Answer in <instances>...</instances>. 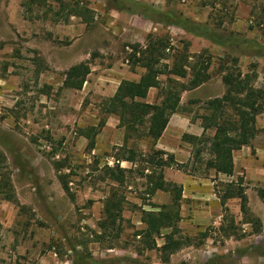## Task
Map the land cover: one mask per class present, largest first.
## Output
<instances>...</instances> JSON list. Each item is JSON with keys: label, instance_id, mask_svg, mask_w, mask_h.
<instances>
[{"label": "rangeland", "instance_id": "374dc122", "mask_svg": "<svg viewBox=\"0 0 264 264\" xmlns=\"http://www.w3.org/2000/svg\"><path fill=\"white\" fill-rule=\"evenodd\" d=\"M75 1L91 10L86 25L66 17ZM135 1L138 10L147 5L159 13L180 14L207 23L219 37L264 46V34L252 17L259 12V1L219 0L214 7L202 5V0ZM111 8L109 0H45L34 5L28 0H0V151L5 156L0 174L10 178L14 194L13 202L0 197V264H69L72 248L87 250L95 258L135 256L132 234L143 228L139 209L149 210L148 204H153L144 194L146 180L137 171L138 165L121 187L100 180L101 169L107 162L112 165L110 156L124 138L123 130L100 111L106 99L100 92L106 83L103 77L117 74L110 68L121 67L118 63L127 57L124 30L119 26L123 23L108 15ZM108 18L117 20L115 25H109ZM174 32L175 43L190 44L191 54L201 55L204 64H209L211 84L226 72L250 77L253 90L259 92L256 126L263 128L264 58L253 54L256 49L238 41L215 49L207 40ZM111 43L117 45L111 49ZM85 62L91 75L82 89H65L64 73ZM222 88L225 93L223 83ZM219 89L214 84L199 92L206 95ZM199 109L194 116L203 114ZM100 122L110 125L103 131L98 128L95 147L87 150V140L79 134ZM130 146L145 152L151 142L129 141ZM202 158L207 159L205 152ZM198 173L204 174L203 165ZM62 176L67 192L61 187ZM113 189L123 197L121 218L100 244L93 239L94 234H101L102 198ZM258 200L264 204L256 191L251 207L247 205L248 216L225 208L223 225L233 218V240L219 231L221 223L194 229L184 220L179 222L181 232L175 238L182 239V246L170 256L169 264H264V206ZM156 243L160 248L163 239ZM159 257V251H144L140 259L160 264Z\"/></svg>", "mask_w": 264, "mask_h": 264}, {"label": "trees", "instance_id": "16d2710c", "mask_svg": "<svg viewBox=\"0 0 264 264\" xmlns=\"http://www.w3.org/2000/svg\"><path fill=\"white\" fill-rule=\"evenodd\" d=\"M45 0H28L29 5L41 4ZM122 1V2H120ZM109 0L112 8L118 12L139 15L153 23L163 26L176 27L188 35L202 38L212 44L225 47L228 41H238L241 44L250 45L254 48V55L264 58V46L250 42L246 39H234L232 36L219 37L216 32L209 27L207 23H196L182 15H170L153 11L149 6H143L138 10L139 3L135 0ZM202 5L208 4L214 7L219 0H202ZM223 1V0H222ZM258 2V14L252 15L255 21V27H260L264 34V0H249ZM253 13V12H252ZM91 10L83 5L82 2L75 1L67 11V16H75L87 24ZM169 42L164 38H155L147 40L144 47L140 45L132 46L133 54L130 56L132 63L139 64L145 72L139 80L121 81L115 94L111 98H106L101 103L100 111L105 116H116L118 118V127L124 132L122 145L117 149L113 158V166L105 164L103 166L100 180L109 181L118 187L124 185L128 175L137 167L141 177L145 178L144 194L149 198L156 191L169 193L171 200L167 204L157 205L148 204L149 210L140 207V223L143 228L136 230L132 234L135 246V256H118L95 258L87 250L77 252L71 249L73 256L69 259V264H151L147 261L142 262L140 257L144 251H159V263L169 264L170 256L174 251L182 246L181 238H175L180 234L178 227L181 221L180 200L182 188L174 183L166 182L163 177L165 168L173 167L189 175L197 174L199 166L203 165L206 172L212 170L215 174L232 175L233 173V152L240 150L244 146H249L254 138L264 129L259 130L256 126V118L260 113V107L257 105L259 92L253 90L251 79L248 75L229 74L226 72L222 77V83L227 87L226 92L221 98H213L203 103L204 113L199 116L202 120L203 129H212L213 136L201 137L183 136L184 141L192 144V158L186 164H178L171 155L163 151L150 149L147 152H138L133 146L128 147V142L149 141L153 144L163 133L169 117L179 108L180 94L188 89H194L209 77L207 74L208 63L204 64L202 57L198 54L190 56L187 46L181 50H176L172 67L168 69L166 64H161L166 49H169ZM236 45L235 47H237ZM1 49V45H0ZM136 54L139 56L137 57ZM192 60L189 61V58ZM189 69L191 80L188 85L179 83L170 78L173 75L179 79L187 77ZM91 69L89 63H80L71 66L65 73L62 86L67 90L79 91L82 89ZM166 75L164 86H161L160 75ZM168 75V76H167ZM235 76V77H234ZM151 88L159 89L161 101L159 103H147L145 99ZM104 126L100 122L96 127L86 128L80 133V137L87 140V150H93L95 147V136L99 129ZM99 128V129H98ZM207 155L204 160L202 155ZM126 161L132 164V168H121L119 162ZM5 162V156L0 151V166ZM136 171V170H135ZM147 171L146 174L144 172ZM61 187L67 192L68 186L65 176L59 178ZM222 185L223 194L220 195V203L224 208L226 199L237 198L240 200V212L243 216H248L247 197L241 187V180L236 183H225ZM5 200L14 201L12 186L7 181V177L0 176V197ZM259 198L264 202V191L258 192ZM123 197L119 195L117 189H113L110 195L105 199L103 207L104 218L99 222L98 228L100 235L94 234L93 241L102 243L105 240V234L108 230L112 231L121 218ZM227 219V218H226ZM223 218L220 226V232L226 234V237L235 236L233 227V218H228L229 224H224ZM258 224V221H256ZM259 226V225H258ZM163 232H165L163 234ZM139 237V238H138ZM138 238V240H136ZM162 238L163 244L157 247L156 239ZM112 249V248H109Z\"/></svg>", "mask_w": 264, "mask_h": 264}, {"label": "crops", "instance_id": "0c3cea01", "mask_svg": "<svg viewBox=\"0 0 264 264\" xmlns=\"http://www.w3.org/2000/svg\"><path fill=\"white\" fill-rule=\"evenodd\" d=\"M108 15L110 17H118L120 22L123 23L119 26H121L124 30L122 36L126 41V44H123V48L124 54L127 55V57L124 58V63L123 61L122 63H118L121 67L115 68V70L114 68H110V70L116 71L117 74H109L103 77L106 83L103 85L104 89L100 88V92L101 95L106 98H111L115 94L121 81L125 80L136 82L145 72L139 64L134 65V63L130 60V56L134 53L132 46L140 45L141 47H144L147 40L164 37V39L169 42V49H166L164 58L161 60V64H166L168 69L172 67L174 55L177 52L176 50H181L183 46H187L190 56L194 55L190 52V44L174 42V37L176 35L174 31H178V33L181 31L176 27L156 24L142 16L120 13L114 9H111ZM69 17L71 19H80L75 16ZM107 20L109 25H115L114 23L117 21L112 22L111 18H108ZM67 27L69 30L66 32H70V26ZM184 33L185 32H183V34ZM116 45L117 43L115 45L111 43L110 48L112 49ZM213 46H215V49L218 48L216 45ZM217 54L218 52L216 51L215 55ZM136 56L138 57L139 55L136 54ZM191 60L192 57L189 58V61ZM90 75L91 72L87 77ZM169 76L186 86L192 78V76H190L189 69H187V77L185 79H179L173 75ZM159 80L161 81V86H164L166 75H160ZM214 84L220 85V89L218 91L206 95L199 92L212 87ZM214 84H211V81L207 80L194 89L183 91L180 94L178 110L171 114L163 133L153 144H151V147L148 148L147 151L150 149L163 151L165 154L171 155L174 161L178 164H186L190 162L193 150L192 144H190L187 140L184 141L182 137L186 135L192 137H201L202 135H205L206 137L213 136L214 131L212 129L204 130L201 118L194 116V113L196 107L200 108L199 111L204 113L202 103L213 98H221L224 95L222 77L221 80L215 81ZM159 92L160 90L156 88L149 89L145 102L150 104L159 103L161 101ZM109 117L112 119L114 127L121 129L118 127V118L113 115ZM109 125L110 122L104 123V126L101 128L102 131ZM261 129H264V127L259 130ZM99 135L98 140L101 137ZM122 143L123 141L120 143L119 147ZM110 158L112 159L111 166H113V158L111 156ZM107 163L111 164V162ZM119 165L124 169H130L124 165H130L131 168L134 167L131 163L126 161L119 162ZM233 166V173L229 176L215 174L212 170H208L206 172L204 171V174H199L197 172V174L193 175L176 170L173 167L165 168L163 170V177L166 182L174 183L182 188L180 200V215L182 219L180 222H183L184 220L187 223V227L194 229L211 224L219 225L222 222L223 214L225 213L220 203V195L223 194L221 184L236 183L239 180H241V187L247 197V205L251 207L252 198L255 196L256 191H264V132H260L254 140H252L249 146H244L240 150L233 152ZM7 181L11 183L10 178L8 177ZM217 181L220 186H217ZM106 198L107 196L102 199ZM170 200V194L162 191H156L154 195L150 197V202L157 205L167 204ZM258 201L262 206H264L260 200ZM224 208H228L238 213L240 211V200L237 198L226 199ZM252 211L254 212V209H252ZM229 238L230 240H233L232 237Z\"/></svg>", "mask_w": 264, "mask_h": 264}]
</instances>
